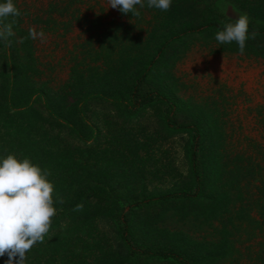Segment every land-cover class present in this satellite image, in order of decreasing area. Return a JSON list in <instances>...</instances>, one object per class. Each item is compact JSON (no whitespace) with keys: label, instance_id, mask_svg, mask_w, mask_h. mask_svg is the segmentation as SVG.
I'll use <instances>...</instances> for the list:
<instances>
[{"label":"rangeland","instance_id":"obj_1","mask_svg":"<svg viewBox=\"0 0 264 264\" xmlns=\"http://www.w3.org/2000/svg\"><path fill=\"white\" fill-rule=\"evenodd\" d=\"M14 3L22 15L5 23L16 20L12 43L31 52L36 79L55 89L71 81V102L88 99L71 105V162L41 166L53 185L64 177L70 186L69 193L66 187L61 197L53 196L56 215L63 211L67 226L54 252L45 245L31 249L25 263L36 257L40 264H175L129 261L109 203L91 194H107L120 208L130 199L190 187L189 134L165 129L159 105L129 115L128 87L167 35L206 18L234 22L240 14L251 25L264 24V0H172L168 11L149 8L145 0L138 17L108 7V0ZM30 26L43 30L45 43H19ZM216 32L173 44L148 83L178 102L180 120L203 127V155H211L215 175L207 177L206 194L222 201L212 208L201 199L138 210L132 237L141 245L180 250L197 264H264V42L256 48L246 41L241 55L235 42L219 44ZM74 115L81 120L74 123ZM257 164V178H239L240 165L250 172ZM77 204L81 211H73Z\"/></svg>","mask_w":264,"mask_h":264},{"label":"trees","instance_id":"obj_2","mask_svg":"<svg viewBox=\"0 0 264 264\" xmlns=\"http://www.w3.org/2000/svg\"><path fill=\"white\" fill-rule=\"evenodd\" d=\"M223 23L225 22L220 19L206 18L195 26L164 37L128 87L124 108L129 115H134L147 106L159 105L161 121L165 129L189 134L188 161L191 177V185L188 188L162 191L130 199L120 208L112 206L107 194L106 196L91 194L96 199L99 198V201L109 203L108 212L112 217L117 218L119 239L129 261L146 257L175 264H197L180 250L154 248L136 243L132 237L134 214L147 207L163 206L168 203L186 205L203 199L212 208L222 201L216 195L206 194L207 177L212 180L215 175L211 155H203L205 140L203 127L195 121L180 120L177 116L178 102L162 88L149 84L148 80L173 44L183 38L221 30ZM13 29L18 33L14 27ZM253 29H258L260 33L256 39H251ZM248 34L247 41H253L257 48V43L264 42V24H249ZM14 36L9 38L11 47L5 46V43L0 41V157L14 154L18 159H30L32 163L40 167L47 163L52 165L57 163L67 167L66 162H71L69 157V154L71 155V107L86 104L88 99L81 98L79 103L76 100L71 102V81L59 89L38 81L37 68L34 63L28 61L31 52L13 44ZM72 113L75 114V111ZM74 117L76 121L74 123L81 120L79 115ZM226 159L224 165L228 168L229 156ZM218 167L222 176L224 168L219 165ZM240 169L239 178L241 179L249 178L248 174L257 178V174L260 175L262 172L259 164L251 168L250 172L242 165ZM55 183L53 196L58 192L57 196L61 197L67 187L66 180L64 177L57 178ZM69 187H67L68 190ZM60 192L62 193L59 194ZM68 204L69 206L65 207L68 209L66 213H71V203ZM60 206L62 208V205ZM57 214L56 221L52 222L44 242L37 243L32 248L34 252L38 251L42 245L47 246L50 251L54 250L55 239L67 226H64L67 220L64 217L65 213L62 211ZM7 259L6 255L0 257V264H5ZM46 263L55 264L49 261ZM29 264H40V261L34 257ZM201 264H206V261Z\"/></svg>","mask_w":264,"mask_h":264},{"label":"clouds","instance_id":"obj_3","mask_svg":"<svg viewBox=\"0 0 264 264\" xmlns=\"http://www.w3.org/2000/svg\"><path fill=\"white\" fill-rule=\"evenodd\" d=\"M147 7L168 11L172 0H146ZM137 6L143 8L145 0H108V7L118 8L122 13L139 16ZM22 13L14 0L0 2V41L11 47L10 37L15 35L13 24L16 20L5 23L9 17L17 18ZM249 18L240 14L234 22L222 24V29L215 34L219 44L235 42L239 53L244 54L246 41L249 39ZM260 35L253 29L251 39ZM40 40L45 43L47 37L43 30L34 26L28 29L25 39ZM51 172L42 169L28 158L18 159L14 154L0 157V257L7 256L5 264H25L27 253L37 244L43 243L48 235L52 218L56 215L53 192L54 185L48 177ZM83 204H77L73 211H81Z\"/></svg>","mask_w":264,"mask_h":264}]
</instances>
